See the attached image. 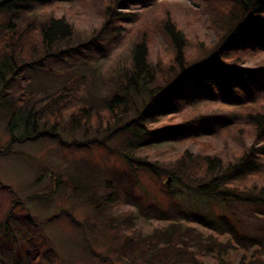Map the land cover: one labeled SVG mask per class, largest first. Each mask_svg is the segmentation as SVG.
<instances>
[{
    "label": "rangeland",
    "instance_id": "obj_1",
    "mask_svg": "<svg viewBox=\"0 0 264 264\" xmlns=\"http://www.w3.org/2000/svg\"><path fill=\"white\" fill-rule=\"evenodd\" d=\"M138 1L142 0H120L114 12L141 14L149 8L145 12L149 23L166 16L171 28L179 27L191 44L202 42L206 54L208 47L214 48L217 37L208 28L200 0H147L150 3L143 5ZM52 8L57 16L67 15L76 27L71 40L74 45L87 43L93 31L104 24L99 2L92 8L77 5L69 9L66 4ZM34 14L41 15V11L36 9ZM239 16L233 18L230 28L238 24ZM8 21L9 13L0 12V32L7 28ZM138 26L135 24L117 47L106 45V56L98 63L93 56L97 52L91 54L88 67L84 66V57L64 62L53 55L42 62L44 69L31 68L25 76L31 80L28 91L32 99L39 105L52 100L50 109L97 105L103 97L111 100L115 87L110 79L116 75L117 64L128 66L129 40ZM106 33L103 30L105 37ZM104 41L108 42L107 38ZM208 56L201 54L198 61ZM39 58L37 55L34 61ZM251 68L250 62L240 66L243 71ZM70 78L73 85L67 88L66 97H56L55 92L62 90ZM161 86L162 81L151 84L152 88ZM6 88L0 86V264H27L34 257L31 247L39 264H264V206L252 203L259 198L257 193L237 190V195L247 200L234 201L232 206L200 193L196 191L200 184L197 178L187 179L181 174L173 178L169 174L177 171L173 164L176 158H167L172 151L166 157L150 155L151 161L147 159L146 167L156 169L159 176L132 169L121 156L122 141L129 133L111 135L113 128L99 133L91 128L84 134L63 124L58 129L61 137L67 142H81L77 147H63L48 138L13 142L7 125L22 94L15 80ZM139 102L136 99L138 110L142 105ZM134 112L129 107L126 117L117 124L124 126L134 118ZM13 128L16 136L23 135L22 127ZM177 149L196 153L198 146L188 143ZM219 151V156L228 161L221 148ZM139 157L145 162L144 155ZM131 175L137 185L130 188ZM250 178L252 181L254 177ZM254 180L262 181L257 177ZM114 192L120 197V206H103L107 209L99 212L104 195ZM176 223L180 226L171 239L172 247L165 248L162 233Z\"/></svg>",
    "mask_w": 264,
    "mask_h": 264
},
{
    "label": "trees",
    "instance_id": "obj_2",
    "mask_svg": "<svg viewBox=\"0 0 264 264\" xmlns=\"http://www.w3.org/2000/svg\"><path fill=\"white\" fill-rule=\"evenodd\" d=\"M44 1L50 3L0 0V12L9 13L7 28L0 32V86L8 90L6 85L15 80L22 94L14 103L16 108L10 113L7 125L13 142L21 144L48 138L57 140L63 147L76 146L81 142L75 139L67 142L61 137L58 129L63 124L71 131L83 130L84 134L91 128L96 133L113 128L111 135L129 133L122 141L124 152L121 154L128 167L159 176L156 169L146 167L147 159L151 161L150 155L166 157L172 151L167 158H176L173 164L177 171L169 172L173 178L177 174L187 179L197 178L200 184L196 191L229 206L247 200L237 195L240 194L237 190L254 191L259 198L252 203L264 206V0H200L208 28L217 37L214 48L208 47V54L202 50V42L191 44L179 27L171 28L166 16L149 23L145 16L149 8H144L143 14H119L114 8L120 0ZM98 2L103 26L93 31V38L87 43L71 44L76 27L67 15L57 16L52 6L92 8L98 7ZM145 2L148 1L137 4ZM36 9L41 15L34 14ZM239 14L240 21L230 28L231 21ZM138 23L137 33L129 40L128 66L117 64L116 75L110 79L115 87L111 100L103 97L97 105H62L50 109L52 100L39 105L32 99L28 91L31 80L25 76L31 68L44 69L42 62L53 55L57 61L64 62L84 57L87 67V61L94 56L98 63L106 56L103 55L105 46L117 47ZM103 30L107 31L106 37ZM106 38L108 42L104 41ZM58 47L61 49L57 51ZM95 52L97 55L92 56ZM201 54L209 56L198 61ZM37 55L40 58L34 61ZM249 62L251 70L240 69ZM155 81H162L163 86L152 88ZM72 85L70 78L54 95L66 97L65 92ZM136 99L142 104L140 110ZM129 107L136 111L134 118L120 126L117 123L126 117ZM13 127H22L23 135L16 136ZM188 143L198 146L196 153L177 149ZM220 148L228 161L219 156ZM140 155H144L145 162ZM231 162L234 164L230 168ZM250 177L262 181L258 183L254 178L251 181ZM128 182L130 188L137 185L134 175ZM104 197L98 205L99 212L107 209L103 206L117 208L121 204L116 192ZM179 226L176 223L162 233L165 248L172 247L170 242ZM30 253L34 257L27 264H39L35 248L31 247Z\"/></svg>",
    "mask_w": 264,
    "mask_h": 264
}]
</instances>
